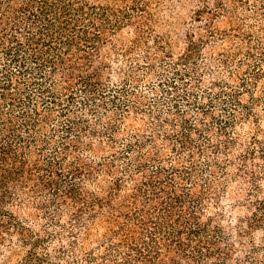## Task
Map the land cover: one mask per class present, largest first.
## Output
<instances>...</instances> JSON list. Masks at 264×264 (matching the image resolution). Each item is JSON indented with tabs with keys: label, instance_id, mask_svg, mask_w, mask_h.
<instances>
[{
	"label": "trees",
	"instance_id": "trees-1",
	"mask_svg": "<svg viewBox=\"0 0 264 264\" xmlns=\"http://www.w3.org/2000/svg\"><path fill=\"white\" fill-rule=\"evenodd\" d=\"M190 2L0 0V264H264V0Z\"/></svg>",
	"mask_w": 264,
	"mask_h": 264
},
{
	"label": "rangeland",
	"instance_id": "rangeland-1",
	"mask_svg": "<svg viewBox=\"0 0 264 264\" xmlns=\"http://www.w3.org/2000/svg\"><path fill=\"white\" fill-rule=\"evenodd\" d=\"M187 4H180V0H165V5L158 11L159 24L158 27L161 31H173L172 35H176L180 25H178L185 18H190V9L193 2ZM194 1V0H192ZM125 38H130L131 35H124ZM183 47L182 42H177L174 45L176 51H180Z\"/></svg>",
	"mask_w": 264,
	"mask_h": 264
}]
</instances>
